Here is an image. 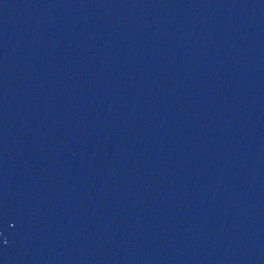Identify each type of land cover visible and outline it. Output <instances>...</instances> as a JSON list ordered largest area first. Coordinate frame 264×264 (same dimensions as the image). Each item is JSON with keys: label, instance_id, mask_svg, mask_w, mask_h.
<instances>
[{"label": "water", "instance_id": "obj_1", "mask_svg": "<svg viewBox=\"0 0 264 264\" xmlns=\"http://www.w3.org/2000/svg\"><path fill=\"white\" fill-rule=\"evenodd\" d=\"M0 264H264V0H0Z\"/></svg>", "mask_w": 264, "mask_h": 264}]
</instances>
